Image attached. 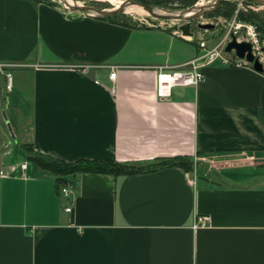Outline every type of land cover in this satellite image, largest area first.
<instances>
[{
	"label": "crops",
	"instance_id": "1",
	"mask_svg": "<svg viewBox=\"0 0 264 264\" xmlns=\"http://www.w3.org/2000/svg\"><path fill=\"white\" fill-rule=\"evenodd\" d=\"M196 32L0 0L15 124L0 151V264H264V72L216 61L197 86L156 96L153 67L194 58ZM23 143L68 162L196 163L193 172L69 175L65 212L53 175ZM197 216L209 219L193 228Z\"/></svg>",
	"mask_w": 264,
	"mask_h": 264
},
{
	"label": "rangeland",
	"instance_id": "2",
	"mask_svg": "<svg viewBox=\"0 0 264 264\" xmlns=\"http://www.w3.org/2000/svg\"><path fill=\"white\" fill-rule=\"evenodd\" d=\"M76 2L77 4L89 5L95 8H112L114 5L125 1V0H67ZM139 2H146V4L152 5L158 9H165L170 11H179L192 6H200L210 3L212 0H135ZM62 5L66 9L67 6L64 4V0H53ZM244 16H243V15ZM245 17L241 19L240 16ZM246 15V16H245ZM114 19L130 25H158L164 27H172L176 29V25L181 21L169 19L162 20L153 18L148 15L147 12L138 11H125L113 15ZM199 23H210L213 28L200 29L197 27ZM192 30L199 32V38L202 37L208 48L215 47V51L219 53L217 58L213 62L218 61L219 63L229 65L222 62L221 57L228 58L234 61V51L226 52L224 47L226 43L234 36L238 41H250L252 43L253 54L259 58L264 65V5L257 4L251 0H226L221 2L217 8L210 13L202 14L191 20ZM195 33V36L198 33ZM249 33V34H248ZM245 61V60H244ZM241 61L242 63L251 66L250 63ZM211 62V63H213ZM210 63V64H211ZM13 88V87H12ZM13 89L8 90L5 82L1 91V99L4 110L0 111V151L3 149V144L6 141L13 140L12 133L8 130V126L5 120L7 116V106L11 105V96ZM9 104V105H8ZM11 108V107H10ZM14 134V130H13ZM245 160H250V154H243ZM194 164L196 160L193 159ZM255 159L253 160V162ZM257 161H264V158H260ZM190 171V170H189ZM194 171L192 167L190 172Z\"/></svg>",
	"mask_w": 264,
	"mask_h": 264
},
{
	"label": "built area",
	"instance_id": "3",
	"mask_svg": "<svg viewBox=\"0 0 264 264\" xmlns=\"http://www.w3.org/2000/svg\"><path fill=\"white\" fill-rule=\"evenodd\" d=\"M149 25V24H148ZM175 33L180 34V31L175 29ZM249 34V33H248ZM188 37V36H184ZM250 42V41H249ZM252 44V43H251ZM215 47L208 48L206 46L205 40L200 37L198 39V54L180 64L179 66H171V65H160L153 67L156 72V96L159 99H167L171 96L172 89L177 86L181 87H195L197 86L204 78L203 68L209 65L217 56L218 52L215 51ZM236 57V56H235ZM222 62L227 63L231 66H241L244 65L240 59L236 57L234 61L229 60L228 58L221 57ZM245 62V61H244ZM246 65V64H245ZM12 64H4L0 63V74L3 76L5 80V85L8 90L11 87L12 74L9 70L12 67ZM108 77L113 79L115 76L114 66H111ZM20 168L22 170L26 169L27 161H23L20 164ZM14 166H10L11 170H14ZM8 176V172L0 169V177ZM72 187L73 185L69 183V180L66 184L59 186L58 193L61 200V207L63 211L70 212L71 204L67 202V200L72 198ZM208 216H197L195 222L192 227L196 228L197 226L205 225L208 221Z\"/></svg>",
	"mask_w": 264,
	"mask_h": 264
},
{
	"label": "water",
	"instance_id": "4",
	"mask_svg": "<svg viewBox=\"0 0 264 264\" xmlns=\"http://www.w3.org/2000/svg\"><path fill=\"white\" fill-rule=\"evenodd\" d=\"M46 2H53V0H44ZM223 0H212L210 3L200 6H192L186 9H182L179 11H170L165 9H158L152 5L144 4L139 1L135 0H125L122 1L120 4L112 7V8H95L89 5H82L77 4L76 2L70 3V1L64 0L65 6L68 7L70 10H79L81 13L93 17H106L110 16L115 13H123L126 11V8L131 5L139 6L143 11L147 12L149 16L157 19L162 20H179L181 21L179 24L176 25L177 29L180 31L182 36H193V30L191 26V20L201 16L202 14H207L213 11L219 2ZM256 2L257 4L264 5V0H251ZM197 27L200 29H209L213 28V25L210 23H199ZM224 50L226 52L234 51L236 57L245 60L246 62L251 64V67L258 71L264 72V65L253 54L252 51V44L249 41H238L234 36L226 43ZM5 120L8 126V130L12 133V137L14 138L13 134V126L14 123L10 122L8 117L5 115Z\"/></svg>",
	"mask_w": 264,
	"mask_h": 264
},
{
	"label": "trees",
	"instance_id": "5",
	"mask_svg": "<svg viewBox=\"0 0 264 264\" xmlns=\"http://www.w3.org/2000/svg\"><path fill=\"white\" fill-rule=\"evenodd\" d=\"M224 1L226 0H223L221 2ZM221 2H219L218 5ZM142 3L146 4V2H142ZM116 14L118 13L103 18L114 19L113 15ZM242 15L240 16L241 19H245V17H243L244 15L243 16ZM20 147L25 152L27 159L33 161L39 169L53 175L57 188L68 182L69 175H74L81 172L104 173V174H111L117 176V175L134 174L148 170H157L169 166H179L183 168L185 171H189L192 169L194 163L193 158L190 156H175L170 159H162L155 162H151L146 165L128 163V162H118V161H101V160H95L89 158H80L68 162L61 160L59 158H54L36 152L33 149L32 145L28 143L20 144Z\"/></svg>",
	"mask_w": 264,
	"mask_h": 264
},
{
	"label": "bare ground",
	"instance_id": "6",
	"mask_svg": "<svg viewBox=\"0 0 264 264\" xmlns=\"http://www.w3.org/2000/svg\"><path fill=\"white\" fill-rule=\"evenodd\" d=\"M120 3H121V2H120ZM120 3H118V4H120ZM118 4H116V5H118ZM116 5H114V6H116ZM126 11H138V12H144L139 6H136V5L128 6V7L126 8Z\"/></svg>",
	"mask_w": 264,
	"mask_h": 264
}]
</instances>
